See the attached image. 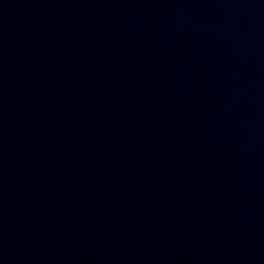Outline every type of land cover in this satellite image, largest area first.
<instances>
[{
    "label": "water",
    "instance_id": "95a60500",
    "mask_svg": "<svg viewBox=\"0 0 264 264\" xmlns=\"http://www.w3.org/2000/svg\"><path fill=\"white\" fill-rule=\"evenodd\" d=\"M0 264H264V0H0Z\"/></svg>",
    "mask_w": 264,
    "mask_h": 264
}]
</instances>
